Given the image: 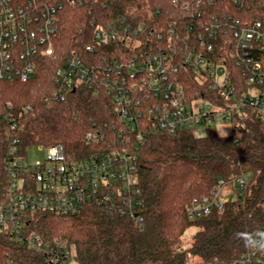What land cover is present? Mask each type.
I'll return each instance as SVG.
<instances>
[{
	"label": "built area",
	"instance_id": "2783aa9c",
	"mask_svg": "<svg viewBox=\"0 0 264 264\" xmlns=\"http://www.w3.org/2000/svg\"><path fill=\"white\" fill-rule=\"evenodd\" d=\"M97 1L0 0V78L21 81L34 76L39 58L58 55L56 40L66 7H90L93 30L88 36L94 43L71 47L44 100L66 101L71 91L84 87L110 95L117 115L86 132L82 157H69L62 144L38 145L47 149V156L32 164L20 151L19 139L13 140L6 158L8 198L0 209V233L52 264L77 262L67 239H46L29 228L33 213L71 216L96 203L142 224L137 151L150 133L196 131L216 121L233 125L234 115L246 106L264 119V0H167L191 20L184 32L177 19L160 31L125 13L98 15L93 12ZM101 4L106 7L110 1ZM183 68L208 83L214 98H189L180 78ZM248 181L246 173L220 178L211 195L193 199L189 217L223 210ZM248 242L249 251L237 262L264 264V225L248 234ZM2 264L33 263L25 255L8 253Z\"/></svg>",
	"mask_w": 264,
	"mask_h": 264
},
{
	"label": "trees",
	"instance_id": "16d2710c",
	"mask_svg": "<svg viewBox=\"0 0 264 264\" xmlns=\"http://www.w3.org/2000/svg\"><path fill=\"white\" fill-rule=\"evenodd\" d=\"M103 1L96 2L94 13H125L160 31L173 19L179 21L183 32L191 22L167 0H108L106 7ZM89 10L85 5L66 7L56 40L58 55L39 58L29 81L0 78V209L8 198L6 158L14 139H19L23 154L32 146L62 144L69 157H82L87 151L86 132L96 123L117 119L115 105L105 92L77 87L66 101L44 100L54 89L57 65L71 47L94 43L88 36L93 30ZM180 78L189 98L214 96L208 83L190 70L183 68ZM239 84L236 95L241 96L243 79ZM27 105L32 109L25 112ZM233 122L229 135L208 131L197 136L192 129L147 136L137 151L142 224L116 210L88 203L71 216L35 212L29 228L46 239H67L77 264H241L237 261L250 249L248 234L264 225V119L246 106L240 107ZM241 173L249 176L241 195L230 198L223 210L214 208L203 217H189L194 198L211 195L220 178ZM191 228L195 231L186 244L185 235ZM8 253L25 255L33 264H52L41 253L0 233V264Z\"/></svg>",
	"mask_w": 264,
	"mask_h": 264
},
{
	"label": "rangeland",
	"instance_id": "374dc122",
	"mask_svg": "<svg viewBox=\"0 0 264 264\" xmlns=\"http://www.w3.org/2000/svg\"><path fill=\"white\" fill-rule=\"evenodd\" d=\"M233 125L231 122H220L216 121L214 124H212L209 127H199L196 129L195 134L197 136H203L205 135L208 131H216L219 134L222 135H229L233 132ZM26 155L28 157V160L34 164L37 161H44L46 156H47V149L45 147H38V146H32L29 147L26 150ZM195 231V228H191L187 231L185 235V243L188 244V242L191 241V237L193 232Z\"/></svg>",
	"mask_w": 264,
	"mask_h": 264
}]
</instances>
